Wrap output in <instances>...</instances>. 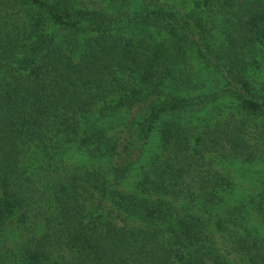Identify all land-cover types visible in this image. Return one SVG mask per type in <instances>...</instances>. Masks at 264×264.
Returning a JSON list of instances; mask_svg holds the SVG:
<instances>
[{
    "label": "trees",
    "instance_id": "trees-1",
    "mask_svg": "<svg viewBox=\"0 0 264 264\" xmlns=\"http://www.w3.org/2000/svg\"><path fill=\"white\" fill-rule=\"evenodd\" d=\"M185 2L0 0V264H264V0Z\"/></svg>",
    "mask_w": 264,
    "mask_h": 264
},
{
    "label": "rangeland",
    "instance_id": "rangeland-1",
    "mask_svg": "<svg viewBox=\"0 0 264 264\" xmlns=\"http://www.w3.org/2000/svg\"><path fill=\"white\" fill-rule=\"evenodd\" d=\"M186 8L190 7L191 3L190 0H186V2L183 4ZM182 7V6H181ZM262 69L258 71V79H261L264 82V60H262ZM252 165H259L258 163L256 164H252ZM242 164L241 163H237V162H224L223 163V167L225 168V170H227L230 174V176L239 181L244 179V177L246 176H250V173H246L245 176H243L240 172L242 169ZM246 172H250L246 171Z\"/></svg>",
    "mask_w": 264,
    "mask_h": 264
}]
</instances>
